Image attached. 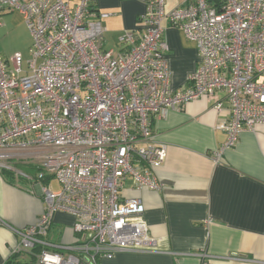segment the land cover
Instances as JSON below:
<instances>
[{
    "label": "built area",
    "instance_id": "built-area-1",
    "mask_svg": "<svg viewBox=\"0 0 264 264\" xmlns=\"http://www.w3.org/2000/svg\"><path fill=\"white\" fill-rule=\"evenodd\" d=\"M92 2L0 0V12L17 10L32 39L25 67L20 53L0 56V168L39 183L45 206L15 230L12 251L39 245L35 264H100L121 250H158L142 200L123 193L128 180L136 190L159 187L166 145L153 139L154 117L200 96L220 111L223 91L228 115L216 128L226 139L214 161L242 131L264 124V0H180L167 12L165 0H147L141 28L124 31L117 50L104 47L106 14ZM164 19L198 54L188 84L175 90ZM55 212L74 216L72 243L47 239Z\"/></svg>",
    "mask_w": 264,
    "mask_h": 264
},
{
    "label": "crops",
    "instance_id": "crops-1",
    "mask_svg": "<svg viewBox=\"0 0 264 264\" xmlns=\"http://www.w3.org/2000/svg\"><path fill=\"white\" fill-rule=\"evenodd\" d=\"M147 0H93L104 27L105 48L118 49V37L141 28ZM180 0H165V11ZM168 44L165 54L169 86H186L198 54L193 42L163 20ZM214 101L200 96L180 109H169L151 121L153 139L166 145V157L156 176V190L131 187L126 197H139L149 233L158 239L157 251L121 250L100 259V264H264V124L241 132L236 144L214 161L212 150L223 146L226 135L216 128L227 117L223 91ZM11 164H13L11 162ZM0 168V264L19 241L16 229L33 223L45 203L38 181L6 176ZM9 170V169H6ZM10 171V170H9ZM74 216L55 212L47 239L55 244L73 242Z\"/></svg>",
    "mask_w": 264,
    "mask_h": 264
},
{
    "label": "rangeland",
    "instance_id": "rangeland-1",
    "mask_svg": "<svg viewBox=\"0 0 264 264\" xmlns=\"http://www.w3.org/2000/svg\"><path fill=\"white\" fill-rule=\"evenodd\" d=\"M32 39L22 15L17 10H4L0 12V56L4 59H10L15 53H20L23 58V67L30 58L29 48ZM13 167L29 172L28 168L21 163L12 164ZM13 177L20 178L13 170H10ZM52 189H58L59 184L56 181L50 183Z\"/></svg>",
    "mask_w": 264,
    "mask_h": 264
},
{
    "label": "trees",
    "instance_id": "trees-1",
    "mask_svg": "<svg viewBox=\"0 0 264 264\" xmlns=\"http://www.w3.org/2000/svg\"><path fill=\"white\" fill-rule=\"evenodd\" d=\"M6 176L13 177V174L9 170H3ZM46 182V180H43ZM41 247L36 245L32 250L28 252L12 253L4 262V264H35L36 255L40 252Z\"/></svg>",
    "mask_w": 264,
    "mask_h": 264
}]
</instances>
